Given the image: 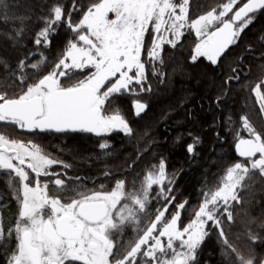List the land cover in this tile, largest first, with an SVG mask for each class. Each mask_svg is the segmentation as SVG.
<instances>
[{"label":"snow or ice","instance_id":"snow-or-ice-1","mask_svg":"<svg viewBox=\"0 0 264 264\" xmlns=\"http://www.w3.org/2000/svg\"><path fill=\"white\" fill-rule=\"evenodd\" d=\"M0 264H264V0H0Z\"/></svg>","mask_w":264,"mask_h":264},{"label":"trees","instance_id":"trees-1","mask_svg":"<svg viewBox=\"0 0 264 264\" xmlns=\"http://www.w3.org/2000/svg\"><path fill=\"white\" fill-rule=\"evenodd\" d=\"M197 79H199V77H197ZM183 83L185 87L191 88L192 91L195 93V97L189 104V107L195 109L197 113V117L196 120L189 125V127L192 131L200 132L201 135L204 137L207 145V141L211 136V133L207 130V123L211 122L212 114L207 111L206 102L204 108H201L200 101H201V97L204 96L210 89L208 88L207 83L204 81H202L200 85H197L196 79L185 80ZM175 128H176L175 124H170V130L168 132V135H173L174 133L171 131V129H175ZM183 130L184 129H181V131ZM162 132H163V125H161L160 128L154 130V134H158ZM88 148L91 149L92 145L89 144ZM225 151H229L227 146H225ZM184 161L185 158L183 157L182 154L173 153V155L170 157L169 162L171 166L174 168L183 167L184 174L180 177L179 185L181 189L184 190L185 195H191L194 197L196 192L200 188L202 170L198 167L190 168L189 165Z\"/></svg>","mask_w":264,"mask_h":264},{"label":"flooded vegetation","instance_id":"flooded-vegetation-1","mask_svg":"<svg viewBox=\"0 0 264 264\" xmlns=\"http://www.w3.org/2000/svg\"><path fill=\"white\" fill-rule=\"evenodd\" d=\"M48 151H53L52 149H48ZM104 183H107L106 181H103Z\"/></svg>","mask_w":264,"mask_h":264}]
</instances>
